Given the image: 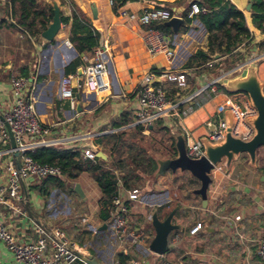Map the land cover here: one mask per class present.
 I'll return each mask as SVG.
<instances>
[{
    "label": "crops",
    "instance_id": "0c3cea01",
    "mask_svg": "<svg viewBox=\"0 0 264 264\" xmlns=\"http://www.w3.org/2000/svg\"><path fill=\"white\" fill-rule=\"evenodd\" d=\"M42 1L52 5L56 4L59 8L61 26L52 40L45 39L41 33L30 37L23 32L11 17L10 0H0V112L6 113L13 103L11 76H25L29 81L27 91L36 99L39 119L50 127L48 137L55 140V143L49 146L36 144L30 150V154L42 147L72 149L78 151L81 158L86 161L87 159L82 155L83 149L92 150L100 136L119 130L133 129L138 125L133 123L140 109L138 97L144 85L143 77L146 74L153 76L154 85L164 89L170 102L178 104L169 115L147 124H139L142 127L141 132L152 131L158 136L166 133L172 139V141L171 139L164 141L167 146L164 153L155 150L156 144L152 145V154L157 160L177 155V151L169 147V144L173 143V136L176 141V136L181 134L186 146H189L188 144L199 141L200 137L208 136L216 131L219 123L224 121L223 113L226 110L238 108L241 112H245L251 107L248 96L242 92L232 94L209 85L201 93H197L214 77L212 74L220 68H226L224 62L210 63L208 61L201 64L195 57L198 49L207 50V33L197 17L200 12L191 17L187 14L190 21L184 20L178 31L174 32L168 26L169 30H162L155 28L157 24L143 25L136 18L121 15L120 10L123 8L129 13H139L150 7H163L161 1L173 2L175 0H137L127 1L123 5L110 4V0ZM195 1L198 0H182L168 6L173 16L177 14L183 18L181 11L188 9L189 13L192 6L197 5L193 3ZM231 1L245 13L250 30L255 37L253 41L263 39L264 32L254 27L251 19L254 13L252 8L258 1L264 0ZM70 2L74 3L90 19V26L99 31L101 41L98 46L107 44V87L96 92L83 89L80 85L79 69L92 60L93 50L78 52L73 45ZM93 11H95L94 14ZM61 18H68V20L62 21ZM149 28L159 31L170 40V47L175 51L172 64L164 56L151 55L148 52L146 34ZM66 40L69 44H66ZM162 71L184 72L187 86L184 89H178L174 82L162 80L163 78H159ZM259 71L260 66L258 65V74ZM67 74L74 75L75 99L73 102L60 99L58 95L59 81ZM192 77H195L194 82H188L189 78L192 81ZM204 77L209 79L204 83L205 85L203 84L204 86L199 87V81ZM259 77L263 79L260 75ZM206 115V122H203ZM122 118L127 119L129 123L113 127V123ZM158 119H161L159 123ZM31 142H37V140L32 139ZM95 147L98 149L96 153L101 151L105 155V158L101 157L102 159L108 158L103 152L106 147L102 142L96 144ZM262 160H264V149L260 153L257 152L256 167H250L247 159L244 163L243 160L233 162L229 171H226L221 164L217 165L210 174L213 180L207 190L206 207L202 206L200 196L193 193L200 183L188 171L178 172L176 170L175 175L167 171L165 175L155 176L154 180H145L141 186L137 187L140 198L138 201L129 200L126 188L122 187V199L129 205V224L135 229L146 227L147 246L155 235L153 226L152 229L147 227L151 222L148 215H151L153 211L158 215V211L155 210L159 209L161 217H158L164 219L162 216L172 206L174 194L180 197L178 209L172 217V223L177 224L178 228L169 233V250L164 254H156L152 251L145 254L141 249L132 245L116 244L109 263L99 253L105 248L104 244L107 241L103 239V235L109 230L111 219L109 223L100 219L102 193L88 171L80 172L75 178H67L63 174L60 177L63 180V189L51 184L52 181H50L49 193L57 190L67 193L70 199L67 204L60 201L53 207L48 205V194H43L39 190L43 179H26L23 183L27 187L30 210L51 231L57 229L64 232L69 240L86 247L90 253H92L90 242H78L83 235V228L88 229L81 221V216L87 215L89 223L98 229L106 224V229H99V233H102L99 238L104 241L99 242V246L93 248L96 254L92 253L103 264H128L131 259H139L142 264H164L166 262L172 264L177 262L183 264H259L258 242L259 238L264 235V163L259 165V161L262 162ZM176 176L178 179L172 182L171 179ZM182 179H186L187 183L181 184L182 189L178 191V181ZM76 183L79 184L83 193V197L79 195L83 203L81 202L78 207H84L80 213L77 208L70 206L72 198L69 191L72 187L74 190ZM167 196L171 198L169 204L152 206V203L164 202ZM65 209H67L66 212H64ZM0 212L6 226L19 240L36 239L38 223L23 204L17 205L16 202L6 201L0 204ZM41 213L44 214L43 218ZM201 215L207 218L208 224L205 229L193 235L189 234L193 225L201 222L199 219ZM74 216L80 219H77L80 224L74 229L73 235H68L61 228L62 226L57 225L60 223L67 226V232L71 231V224L76 225L73 222ZM107 243L112 245L114 242ZM0 264H14L11 252L1 240ZM72 264L85 263L75 261Z\"/></svg>",
    "mask_w": 264,
    "mask_h": 264
},
{
    "label": "built area",
    "instance_id": "2783aa9c",
    "mask_svg": "<svg viewBox=\"0 0 264 264\" xmlns=\"http://www.w3.org/2000/svg\"><path fill=\"white\" fill-rule=\"evenodd\" d=\"M110 4H113L112 0H110ZM199 12H205V9L193 5L188 16L191 17ZM120 14L136 18L143 25L165 22L173 16L172 12L165 7H150L139 13H129L121 8ZM65 42L69 44L68 40ZM146 42L148 52L151 55H162L172 64L175 51L170 47L168 38L159 31L149 28L146 34ZM106 46L107 44L104 43L103 46L95 47L92 51V60L82 68L80 85L83 89L96 92L107 87ZM238 69L239 66L235 67L233 71ZM233 71L231 70V72ZM73 78L74 75L67 74L60 79L58 89L60 99L74 101L75 85H73ZM159 78H163L162 80L164 81L174 82L178 89H184L187 86L186 74L182 71H167L162 73ZM10 83L14 99L10 109L2 115L13 132L19 152L20 167L18 168L16 165L8 133L0 120V177L2 178L0 181V204L6 201H13L17 205H21L23 199L22 182L26 179L40 180L46 177H62L63 173L59 165L38 162L30 154V150L36 144L49 146L53 145L55 140L48 137L50 127L39 119L36 99L27 91L28 79L25 76L13 75L10 78ZM143 83L144 85L138 97L140 109L133 124L150 123L157 118L169 115L178 106V104L172 103L167 99L164 89L154 85V78L150 74H146L143 77ZM210 85L213 86V84ZM207 87H202L197 93H201ZM248 110L245 112H241L238 108L231 110L234 115L232 134L242 140H248L253 132L252 127L247 122V118L256 115V110L252 106ZM224 127L225 123L222 120L218 129L210 133L208 137L213 141L221 140ZM27 138L29 139L28 142ZM32 139L37 140V142H31ZM186 153L190 158H200L203 155L200 142H193L187 146ZM82 155L91 161H94L97 157L96 152L88 148L83 149ZM117 186V194L111 201V224L109 230L103 235V239L115 242L120 246L132 245L147 254L150 252L146 244L148 234L141 229H135L130 226L128 221L129 205L122 199L121 190L123 186L119 179ZM126 193L131 201L140 199L138 188L126 189ZM60 201L67 204L70 201L68 194L57 190L48 193V205L50 207L57 205ZM170 202L171 198L167 196L164 202L152 203V206H161ZM148 219L151 220V215H148ZM81 221L92 233L98 234L100 232L96 226L89 223L87 215H82ZM202 228V223L196 222L189 230V234H196ZM36 232L37 237L34 240H19L11 229L6 226L0 212V240L4 242L6 248L11 252L14 264H72L75 261L85 263L74 251L84 254L88 252L86 247L79 246L69 240L64 232L55 229L48 233L39 224L36 227ZM257 254L260 261L259 264H264V235L259 238ZM128 264H142V262L139 259H131ZM164 264L172 263L166 262ZM175 264L183 263L177 262Z\"/></svg>",
    "mask_w": 264,
    "mask_h": 264
},
{
    "label": "trees",
    "instance_id": "16d2710c",
    "mask_svg": "<svg viewBox=\"0 0 264 264\" xmlns=\"http://www.w3.org/2000/svg\"><path fill=\"white\" fill-rule=\"evenodd\" d=\"M115 5H123L127 1L137 0H112ZM182 0L173 2H162V6L169 9L168 5L176 4ZM72 41L78 52H91L101 41L99 31L90 26V19L72 2ZM196 3L205 8L206 12H200L197 17L204 26L207 33V50L198 49L195 57L204 64L206 62L225 63L226 68H220L212 76L220 75L229 68L239 65L245 60V54L241 49L246 47L254 40V34L250 30L246 15L231 0H198ZM11 17L20 29L30 37L39 35L52 20L53 5L45 1L36 0H10ZM254 13L251 22L254 27L264 32V1H258L252 8ZM188 9L181 11L185 21H190ZM67 21L68 18H61ZM155 28L169 30L161 23H154ZM264 51V38L255 43V51L252 55H258ZM218 53L219 58L213 59L212 55ZM200 65V64H199ZM167 72L162 71L160 73ZM213 86L223 89L217 84ZM161 119H158V123ZM127 119H121L113 123V127H120L128 124ZM146 128H148L146 126ZM135 133L128 135L125 130L102 135L94 143L92 151L96 152L95 147L98 143H103L106 148L103 152L107 154V159L96 157L94 161H84L79 152L72 149H57L55 147H42L31 155L38 162L57 164L61 167L62 173L67 178H75L80 172L88 171L90 176L99 186L102 199L100 209V219L108 222L111 219V201L117 194L118 179L126 189L137 188L145 180L155 179L158 162L154 154L147 148L139 144L136 140V133L142 131L141 125H136ZM172 147L175 149V137L173 136ZM118 152V156H112L113 151ZM111 160V161H110ZM63 187V180L60 177H46L43 179L42 187L39 188L43 194L49 193L50 184ZM178 191L182 185L177 187ZM178 194H174L172 206L167 209L162 218L179 204Z\"/></svg>",
    "mask_w": 264,
    "mask_h": 264
},
{
    "label": "water",
    "instance_id": "95a60500",
    "mask_svg": "<svg viewBox=\"0 0 264 264\" xmlns=\"http://www.w3.org/2000/svg\"><path fill=\"white\" fill-rule=\"evenodd\" d=\"M95 11H93V14ZM184 19L177 14L172 16L164 24L171 27L174 32L178 31ZM60 29V15L59 8L53 4L52 20L41 32V36L47 40H52ZM219 57L218 53L212 55L213 59ZM259 57V56H258ZM256 58L250 59L239 64V71L231 75V71H225L220 75L213 77L206 85L217 84L228 93H245L250 101V105L256 110V115L247 118L248 124L252 127V135L248 140H242L232 134L234 125V115L231 110H226L223 113L225 127L223 129V136L221 140L213 141L208 136L199 138V142L203 149V155L200 158H190L186 153V143L184 137L179 134L176 136L175 147L177 155L171 158L158 159V168L156 176L165 175L167 171L175 172L176 170L188 171L200 183L199 187L193 190L201 198L203 207L207 205V190L209 184L212 182L211 171L215 166L221 164L226 171H229L233 162H236L243 154L248 158V165L250 167L257 166V151L260 146H264V82L258 74V64ZM82 68L79 69L81 74ZM233 71V69H232ZM0 120L3 122L5 129L9 136L10 147L12 154L15 157L16 165L20 167L19 152L17 150L16 141L10 125L5 120L0 112ZM98 157L105 158L101 151L97 153ZM23 199L22 204L28 213L37 221V223L45 229L46 232L51 233L50 228L42 222V220L34 214L29 208L28 191L26 185L22 182ZM74 191L83 197V193L78 183L74 185ZM178 206L174 207L164 219H160L157 212L151 214V224L154 228L155 235L151 239L148 248L156 254H164L169 250L168 235L178 228L177 224L172 223V217ZM100 230L106 229V224L99 227ZM77 256L86 264H103L102 261L90 252L84 254L74 251Z\"/></svg>",
    "mask_w": 264,
    "mask_h": 264
},
{
    "label": "rangeland",
    "instance_id": "374dc122",
    "mask_svg": "<svg viewBox=\"0 0 264 264\" xmlns=\"http://www.w3.org/2000/svg\"><path fill=\"white\" fill-rule=\"evenodd\" d=\"M259 40H260V38H259ZM259 40H256V42H258ZM256 42H252V43H250L249 45H247L246 47H243V49H244V54H246L245 56V61H249L250 59H253V58H255L256 56H257V58H256V62H257V64L260 66V71H259V75L263 78L262 79V81L264 82V51H262V52H260L258 55H252V53L251 52H253V51H255V43ZM259 56V57H258ZM244 62V61H243ZM242 63V62H241ZM238 66V65H237ZM237 66H234V67H232V68H229L228 70H231V69H234L235 67H237ZM227 70V71H228ZM237 71H239V69L238 70H235V71H233L232 73H231V75H233V74H235V73H237ZM193 79H192V81H190L191 80V78H189V80H188V82H190V83H193L194 82V78L195 77H192ZM207 79H209L208 77H204L203 79H201L200 81H199V87H202V86H204L205 84V82L207 81ZM188 84V83H187ZM195 84V83H194ZM204 84V85H203ZM207 84V83H206ZM198 87V88H199ZM205 118L202 120L203 122H206V118H207V115L206 116H204ZM218 122V121H217ZM217 122H216V124H217ZM191 126H192V124H191ZM194 126V125H193ZM120 131V130H119ZM126 133L128 134V135H132V134H134L135 133V131H134V129H130V130H126ZM161 137V138H160ZM167 139H171L170 138V136H168L166 133L164 134L163 133V135L162 136H158V135H155V133L153 132L152 133V131H149V132H139V133H136V140L135 141H137L139 144H141V145H143L145 148H147L148 150H149V152H151L152 153V145H154V144H156L157 145V147H155V150L156 151H159L160 153H164V150H166L167 149V146H166V143L164 142L165 140H167ZM171 141H172V139H171ZM188 145H190V144H188ZM169 147L170 148H172V145L171 144H169ZM263 149H264V146H260L259 148H258V151L257 152H262L263 151ZM112 156H118V152H116V150H114L113 151V153L111 154ZM245 159H247L248 160V158L246 157V155L244 154V156H240L239 157V161L240 160H243V163L245 162ZM111 161V160H110ZM261 163H264V160H262V162L261 161H259V165L261 164ZM170 172V174H172V175H175V172H171V171H169ZM178 172H181V170H178ZM172 177H174V176H172ZM180 177V176H179ZM156 178V177H155ZM174 179V180H173ZM176 179H178V177L176 176L175 178H172L171 179V181L173 182H175V180ZM154 180V179H153ZM179 182V184L178 185H181V184H186L187 183V180L186 179H182V180H180V181H178ZM140 189V188H139ZM60 192V191H59ZM69 194L71 195V198H72V201H71V203L72 204H70V206L71 207H74V208H77L78 209V212L80 213V212H82V210L84 209V207L83 206H80V207H78V205H80L81 204V202L83 203V201H82V198H80V196L78 195V193H76L74 190H73V187L70 189V191H69ZM31 202V201H30ZM63 202V201H62ZM33 207V206H32ZM70 207V208H71ZM66 210L67 209H65V211L64 212H66ZM155 211H158V216L159 217H161V213H160V210L159 209H157V210H155ZM154 212V211H153ZM41 216H42V218L44 217V214L43 213H41L40 214ZM80 220L78 217H76V216H74L73 217V222H75L76 223V225L74 224H71V231L70 230H68V232L66 231V228H67V226H64V225H62V224H60V223H58V227H61L68 235H73V233L75 232V228L76 227H79V225L78 224H80V222L78 221V220ZM199 219L201 220V223L203 224V228H202V230L201 231H203V229H205V227H206V225L208 224V222H207V218L204 216V215H201L200 217H199ZM147 227H151V229H152V224H151V222H150V224L149 225H147ZM83 228V227H82ZM83 230L84 231H82V234L83 235H81L82 237H81V239L80 240H78V242L79 243H84V242H90L91 244H92V248L90 249L91 250V252L92 253H94V254H96L95 253V250L93 249L94 247H96L97 245L99 246V242H101V241H104L103 239H100L99 238V236H101V234L102 233H99V234H93L92 233V231L91 230H88L87 228L85 229V228H83ZM141 230L142 231H144V232H146V227H141ZM107 242H109V241H107ZM105 243L104 244V250H102L100 253H99V255L100 256H102V258L106 261V262H110L111 260V257H112V254H113V250L115 249V246H116V243L114 242V243H112V245H110L109 243Z\"/></svg>",
    "mask_w": 264,
    "mask_h": 264
}]
</instances>
